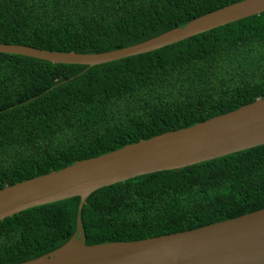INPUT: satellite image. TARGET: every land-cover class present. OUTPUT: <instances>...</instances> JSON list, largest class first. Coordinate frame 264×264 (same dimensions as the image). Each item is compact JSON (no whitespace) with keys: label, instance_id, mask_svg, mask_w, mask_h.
<instances>
[{"label":"trees","instance_id":"trees-1","mask_svg":"<svg viewBox=\"0 0 264 264\" xmlns=\"http://www.w3.org/2000/svg\"><path fill=\"white\" fill-rule=\"evenodd\" d=\"M242 0H0V43L96 54ZM264 98V12L95 66L0 53V189ZM78 197L0 221V264L66 243ZM264 208V144L94 191L85 244L138 241Z\"/></svg>","mask_w":264,"mask_h":264},{"label":"water","instance_id":"water-1","mask_svg":"<svg viewBox=\"0 0 264 264\" xmlns=\"http://www.w3.org/2000/svg\"><path fill=\"white\" fill-rule=\"evenodd\" d=\"M264 12V0H242L143 42L81 54L0 43V53L52 64L95 66L151 52ZM264 144V98L195 125L128 144L0 189V221L78 197L76 229L59 248L18 264H264V208L200 228L129 242L85 244L81 211L94 191L146 174L181 169Z\"/></svg>","mask_w":264,"mask_h":264}]
</instances>
